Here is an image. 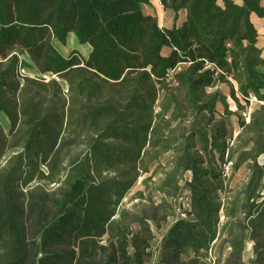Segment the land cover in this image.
I'll return each instance as SVG.
<instances>
[{"label":"trees","instance_id":"obj_1","mask_svg":"<svg viewBox=\"0 0 264 264\" xmlns=\"http://www.w3.org/2000/svg\"><path fill=\"white\" fill-rule=\"evenodd\" d=\"M160 1L0 0V264H264L263 0Z\"/></svg>","mask_w":264,"mask_h":264},{"label":"rangeland","instance_id":"obj_2","mask_svg":"<svg viewBox=\"0 0 264 264\" xmlns=\"http://www.w3.org/2000/svg\"><path fill=\"white\" fill-rule=\"evenodd\" d=\"M240 1V0H237ZM263 5H264V0H263ZM144 13H152L153 15L158 17L159 20V25L162 27L168 26L169 24L173 23V19L174 17L172 16V11L169 10V12H164L162 4L158 3V0H152V2L148 5L144 6ZM180 18V16H179ZM253 22L254 24L257 26L258 31H259V43L258 46L261 47L262 49V54L264 56V18H259L255 15L252 16ZM171 26V25H170ZM71 35V34H70ZM69 35V36H70ZM68 36V37H69ZM68 39V38H67ZM67 43V42H66ZM56 45H58L60 51L66 56L68 55L72 50H78L80 53H82L84 56H87L91 50V47L86 45L85 49L83 48H79V47H75V48H68L67 44L66 45H62L59 42H56ZM26 72L28 74H34L35 72L32 70H26ZM220 87L222 88V91L224 94L227 95V101H228V106H229V110L231 111H235L234 115L231 116V127L233 129V137L235 136L236 132L239 131L240 127H239V119L240 118H244L246 120L248 114L247 112L254 109V107H256L258 105V103L256 102V100H253L251 102V104L246 105L245 107V101L244 99H241V97H239V93H236V96L239 97V99L241 100V104L244 105V107L242 109L237 110V105H236V101L230 96V87L226 84H220ZM237 92V91H236ZM219 109L221 111H223V106L220 104L219 105ZM0 122L3 125V127L5 128L6 131H8V129L10 128V121L7 120V118L5 117V115L0 114ZM249 172V168L248 165H244L242 166L237 172H235V175L231 181L230 186L233 188V186H235L238 183H241L243 181L246 180L248 173ZM161 175V171L158 170L157 174L155 175V177L153 178L152 182L150 183V187L147 189V187H145V184H142V181L145 177V175H143L142 178H140L137 182V184L130 190L131 192L129 193L128 197H126L123 200V205L127 208L131 207L133 204H136L139 201V199H135L132 198L133 195L138 191H145L146 195L149 193V189H151V186L154 185L153 183H155L158 180V177H160ZM163 194L162 193H157L155 192L153 195V200L155 201V204L159 203V201L161 200ZM169 202H171L173 205H175V209L176 212H178L181 208L185 209L187 207V194L186 192L178 199H174L171 197H168ZM169 226V224L167 223H163L162 228L160 230L156 229V227H154V233L156 235L155 240H154V245H159L160 244V240L162 237V232L166 230V228ZM219 242H217L214 247L213 250L210 252L209 254V261L212 262L213 259H217L218 255H219ZM228 251V249L226 250ZM156 264V263H153Z\"/></svg>","mask_w":264,"mask_h":264},{"label":"bare ground","instance_id":"obj_3","mask_svg":"<svg viewBox=\"0 0 264 264\" xmlns=\"http://www.w3.org/2000/svg\"><path fill=\"white\" fill-rule=\"evenodd\" d=\"M66 44H67L68 48L79 47V48H83V49H85L86 45H88V44H79L73 33L68 37Z\"/></svg>","mask_w":264,"mask_h":264},{"label":"built area","instance_id":"obj_4","mask_svg":"<svg viewBox=\"0 0 264 264\" xmlns=\"http://www.w3.org/2000/svg\"><path fill=\"white\" fill-rule=\"evenodd\" d=\"M158 3L159 4H161V1L160 0H158ZM24 71V70H23ZM253 101V100H252ZM261 163H263L264 164V156L262 157V159H261ZM232 165H233V160L232 161H228V162H226L225 164H224V169H223V171H224V174L226 175V176H229L230 175V172H231V170H232ZM182 216H185V214H181Z\"/></svg>","mask_w":264,"mask_h":264},{"label":"crops","instance_id":"obj_5","mask_svg":"<svg viewBox=\"0 0 264 264\" xmlns=\"http://www.w3.org/2000/svg\"><path fill=\"white\" fill-rule=\"evenodd\" d=\"M164 10V9H163ZM143 11H144V8H143ZM164 12H169V10H164ZM148 14V13H147ZM150 15H153L152 13H149ZM186 14H187V12L184 10V11H180V13H179V16H180V18H178V20H177V25H180V24H182V22L184 21V19H185V17H186ZM154 16V15H153ZM172 16L173 17H175V13L172 11ZM173 23H172V21H171V23L169 24V26L170 25H172ZM165 27H168V26H165ZM90 46V45H89ZM91 47V46H90ZM91 51V50H90ZM239 131H237L236 133H238Z\"/></svg>","mask_w":264,"mask_h":264}]
</instances>
